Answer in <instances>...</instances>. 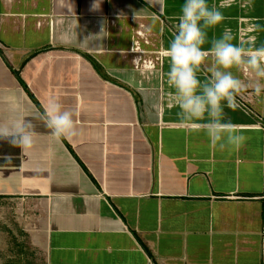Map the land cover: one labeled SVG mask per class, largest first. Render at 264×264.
Returning a JSON list of instances; mask_svg holds the SVG:
<instances>
[{
	"label": "crops",
	"instance_id": "1",
	"mask_svg": "<svg viewBox=\"0 0 264 264\" xmlns=\"http://www.w3.org/2000/svg\"><path fill=\"white\" fill-rule=\"evenodd\" d=\"M183 3L0 0V124L34 125L25 155L0 140V202L15 199L21 223L9 231L15 250L0 243V264H264V92L255 95V78L232 69L246 87L225 119L247 139L220 152L169 109L167 58L145 71L131 60L139 24L152 42L144 47H169ZM222 11L209 42L230 29L264 45V30L252 32L264 28V0ZM52 100L74 113L70 140H54L39 119Z\"/></svg>",
	"mask_w": 264,
	"mask_h": 264
},
{
	"label": "clouds",
	"instance_id": "2",
	"mask_svg": "<svg viewBox=\"0 0 264 264\" xmlns=\"http://www.w3.org/2000/svg\"><path fill=\"white\" fill-rule=\"evenodd\" d=\"M152 5L153 0H146ZM238 5L242 11H249L253 0H221L216 6H209L208 0H184L177 17V24L164 55L168 60L166 84L171 90L168 107L175 108L178 121L184 131L203 133L212 148L220 152H234L245 143L246 130L225 119V107L235 110L236 96L245 90V84L233 74L232 69L251 74L255 78L254 93L260 97L264 92V45L257 46L255 35L237 37L230 29L210 42L208 30L224 19L222 9ZM133 19H137L134 12ZM159 17H151L154 26ZM264 30L259 24L252 32ZM103 28L101 33L103 32ZM210 43V48L203 46ZM211 57L210 66L203 67ZM203 74L204 78L200 76ZM153 75H158L153 73ZM39 119L54 140L72 139L77 133L74 113L64 110L52 100ZM201 121H206L200 124ZM34 125L25 118L7 124H0V140L21 149V155L34 144ZM260 129H257L259 131Z\"/></svg>",
	"mask_w": 264,
	"mask_h": 264
},
{
	"label": "built area",
	"instance_id": "3",
	"mask_svg": "<svg viewBox=\"0 0 264 264\" xmlns=\"http://www.w3.org/2000/svg\"><path fill=\"white\" fill-rule=\"evenodd\" d=\"M264 23V20H263ZM241 30H243L241 28ZM148 29L144 24H139L131 37V46L129 48L132 54L131 60L133 65L140 70H159L163 64L165 49L161 47L146 48L143 44H152L150 37L148 36ZM166 79V76H164ZM163 77V78H164ZM169 93H165V99L169 100Z\"/></svg>",
	"mask_w": 264,
	"mask_h": 264
},
{
	"label": "rangeland",
	"instance_id": "4",
	"mask_svg": "<svg viewBox=\"0 0 264 264\" xmlns=\"http://www.w3.org/2000/svg\"><path fill=\"white\" fill-rule=\"evenodd\" d=\"M19 209L20 207L16 204L15 199L0 202V243L3 246L4 252H8V248L10 247L15 250V246L12 244L13 234L9 233V231H17V229H20L21 223L17 218ZM21 240H25V238L23 237Z\"/></svg>",
	"mask_w": 264,
	"mask_h": 264
}]
</instances>
